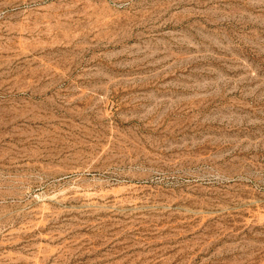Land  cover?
I'll use <instances>...</instances> for the list:
<instances>
[{
    "label": "rangeland",
    "instance_id": "rangeland-1",
    "mask_svg": "<svg viewBox=\"0 0 264 264\" xmlns=\"http://www.w3.org/2000/svg\"><path fill=\"white\" fill-rule=\"evenodd\" d=\"M0 264H264V0H0Z\"/></svg>",
    "mask_w": 264,
    "mask_h": 264
}]
</instances>
